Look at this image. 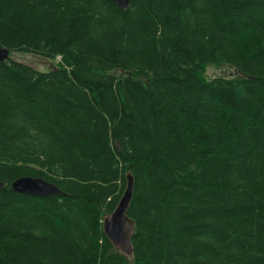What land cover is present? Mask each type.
<instances>
[{
    "label": "trees",
    "instance_id": "trees-1",
    "mask_svg": "<svg viewBox=\"0 0 264 264\" xmlns=\"http://www.w3.org/2000/svg\"><path fill=\"white\" fill-rule=\"evenodd\" d=\"M127 1L0 0V264H264V0Z\"/></svg>",
    "mask_w": 264,
    "mask_h": 264
},
{
    "label": "water",
    "instance_id": "water-1",
    "mask_svg": "<svg viewBox=\"0 0 264 264\" xmlns=\"http://www.w3.org/2000/svg\"><path fill=\"white\" fill-rule=\"evenodd\" d=\"M117 4L124 8L127 6V0H115ZM9 57V51L3 50L0 47V60ZM3 184L0 182V188ZM12 189L16 192L35 194L40 196H48L51 194H60L59 189L48 181L33 176H21L15 179L12 184ZM134 186L133 178L127 175V187L124 190L117 206L113 212L103 219V231L109 241L123 253L130 254L131 248V233L133 230V220L127 216L126 210L132 197V188Z\"/></svg>",
    "mask_w": 264,
    "mask_h": 264
},
{
    "label": "rangeland",
    "instance_id": "rangeland-1",
    "mask_svg": "<svg viewBox=\"0 0 264 264\" xmlns=\"http://www.w3.org/2000/svg\"><path fill=\"white\" fill-rule=\"evenodd\" d=\"M9 57L20 62L32 65L39 70H47L49 68H53L57 66L60 61L59 57L52 59L25 52H9ZM235 75V70L225 65H209L205 67V71L203 72V76L207 79L215 76L233 77Z\"/></svg>",
    "mask_w": 264,
    "mask_h": 264
},
{
    "label": "bare ground",
    "instance_id": "bare-ground-1",
    "mask_svg": "<svg viewBox=\"0 0 264 264\" xmlns=\"http://www.w3.org/2000/svg\"><path fill=\"white\" fill-rule=\"evenodd\" d=\"M133 178V177H132ZM127 180V179H126ZM2 183V182H1ZM3 184V183H2ZM12 184V183H11ZM3 187V186H2ZM126 187H127V181H126V186H125V189H126ZM11 188H12V186H11ZM124 189V190H125ZM13 190V189H12ZM132 192H133V188H132ZM135 223V222H134ZM114 246V245H113ZM117 248V247H116ZM119 249V248H118ZM120 250V249H119ZM122 252V251H121ZM126 254V253H125Z\"/></svg>",
    "mask_w": 264,
    "mask_h": 264
}]
</instances>
